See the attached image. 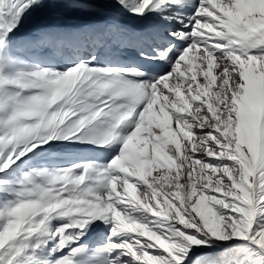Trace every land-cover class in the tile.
I'll use <instances>...</instances> for the list:
<instances>
[{"label":"snow or ice","instance_id":"1","mask_svg":"<svg viewBox=\"0 0 264 264\" xmlns=\"http://www.w3.org/2000/svg\"><path fill=\"white\" fill-rule=\"evenodd\" d=\"M0 264H264V0H0Z\"/></svg>","mask_w":264,"mask_h":264},{"label":"bare ground","instance_id":"2","mask_svg":"<svg viewBox=\"0 0 264 264\" xmlns=\"http://www.w3.org/2000/svg\"><path fill=\"white\" fill-rule=\"evenodd\" d=\"M82 148H86L87 146H81ZM86 157L81 156L79 153L76 154H68L66 151L61 150L57 154L46 153L44 156L32 158L31 154L29 157H25L24 161H29L31 159L32 165L40 166H56V167H67L71 163H79L81 159H85ZM20 167H24V170L27 171L28 168L23 164H20ZM9 173L12 175L18 174V167L16 165L13 166L12 169L9 170ZM58 223V222H57Z\"/></svg>","mask_w":264,"mask_h":264}]
</instances>
